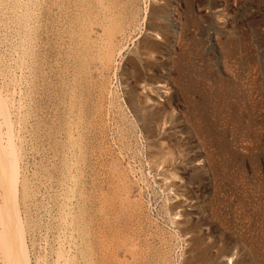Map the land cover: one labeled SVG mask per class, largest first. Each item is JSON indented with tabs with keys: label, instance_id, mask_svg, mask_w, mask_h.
Here are the masks:
<instances>
[{
	"label": "rangeland",
	"instance_id": "obj_1",
	"mask_svg": "<svg viewBox=\"0 0 264 264\" xmlns=\"http://www.w3.org/2000/svg\"><path fill=\"white\" fill-rule=\"evenodd\" d=\"M0 5L29 264H264V0Z\"/></svg>",
	"mask_w": 264,
	"mask_h": 264
},
{
	"label": "bare ground",
	"instance_id": "obj_2",
	"mask_svg": "<svg viewBox=\"0 0 264 264\" xmlns=\"http://www.w3.org/2000/svg\"><path fill=\"white\" fill-rule=\"evenodd\" d=\"M2 2V1H1ZM39 3V2H38ZM98 4V3H97ZM102 4V3H101ZM166 5V4H165ZM1 6V5H0ZM59 7V6H58ZM159 7V6H158ZM63 8V7H62ZM110 8V7H109ZM166 8V7H165ZM164 8V9H165ZM1 10V9H0ZM15 10V9H14ZM71 10V9H70ZM152 11V10H150ZM149 11V12H150ZM79 12V11H78ZM130 12V11H129ZM104 13V12H103ZM134 13V12H133ZM152 13V12H151ZM79 14V13H78ZM144 15V14H143ZM2 16V15H1ZM82 17V16H81ZM100 17V16H99ZM72 18V17H71ZM96 18V17H95ZM144 18V17H143ZM10 19V18H9ZM156 19V18H155ZM195 19V18H193ZM73 20V19H72ZM79 20V19H78ZM129 20V19H128ZM75 21V20H74ZM78 22V21H77ZM158 22V21H157ZM17 23V22H16ZM87 23V22H86ZM90 23V22H89ZM100 23V22H99ZM66 24V23H65ZM41 25V24H40ZM5 27V26H4ZM7 29V28H6ZM5 29V30H6ZM146 30V29H145ZM26 31V30H25ZM4 32V31H3ZM71 32V31H70ZM75 32V31H74ZM77 32V31H76ZM165 32V31H164ZM83 33V32H82ZM106 33V32H105ZM104 35V34H103ZM11 36V35H10ZM100 36V35H99ZM132 36V35H131ZM81 37V36H80ZM122 37V36H121ZM11 38V37H10ZM138 38V37H137ZM140 38V37H139ZM145 38V37H144ZM125 41V40H124ZM151 41V40H150ZM7 42V41H6ZM75 42V41H74ZM83 42V40H82ZM144 42V41H143ZM34 43V42H33ZM109 43V42H108ZM145 43V42H144ZM28 44V43H27ZM101 44V43H100ZM68 45V44H67ZM88 45V43H87ZM152 45V44H151ZM106 46V45H105ZM111 45L103 50L106 60L110 58ZM165 48V47H164ZM13 49V48H12ZM88 49V48H87ZM93 49V48H92ZM5 50V49H4ZM17 50V49H16ZM143 50V48H142ZM152 50V49H151ZM26 51V50H25ZM15 52V51H14ZM97 52V51H96ZM118 52V51H116ZM136 52V51H135ZM147 52V51H146ZM112 53V52H111ZM84 54V53H83ZM150 54V53H149ZM104 55V53H103ZM13 56V55H12ZM26 58V57H25ZM85 59V58H84ZM110 60V59H109ZM24 61V60H23ZM149 63V62H148ZM96 64V63H95ZM87 65V64H86ZM133 66V65H132ZM144 66V65H143ZM134 68V67H133ZM6 69V68H5ZM20 69V68H19ZM9 71V70H8ZM30 72V71H29ZM94 72V71H93ZM20 73V72H19ZM101 73V72H100ZM137 73V72H136ZM104 74V73H103ZM141 74V73H140ZM86 75V74H85ZM98 76V75H97ZM145 76V75H144ZM2 79V78H1ZM18 80V79H17ZM4 81V80H3ZM12 83V82H11ZM20 83V82H19ZM157 83V82H156ZM2 84V83H1ZM3 86V85H1ZM5 88V87H4ZM18 88V87H17ZM105 88V87H104ZM7 89V88H6ZM14 90V89H13ZM12 90V91H13ZM128 92V91H127ZM135 92V91H134ZM136 93V92H135ZM18 95V94H17ZM5 96V95H4ZM0 94V260L2 264H29L24 236V221L20 216L18 190L23 179L18 157L12 141V121L9 104ZM10 96V95H9ZM25 96V95H24ZM136 96V95H135ZM12 97V96H11ZM137 99V98H136ZM173 103V102H172ZM73 105V104H72ZM101 105V104H100ZM172 106V105H171ZM13 107V106H11ZM18 108V107H17ZM140 110V109H139ZM156 111V110H155ZM141 112V111H140ZM158 112V111H157ZM15 115V114H14ZM15 117V116H14ZM81 117V116H80ZM170 118V117H169ZM99 119V118H98ZM155 119V118H154ZM191 121V120H190ZM135 122V121H134ZM156 122V121H155ZM108 123V122H107ZM122 124V123H121ZM108 126V125H107ZM4 129V131L1 130ZM190 127V126H189ZM201 128V127H200ZM21 130V129H20ZM136 133V132H135ZM145 133V132H144ZM147 135V134H146ZM14 137V136H13ZM16 137V136H15ZM101 138V137H100ZM179 141V140H178ZM16 142V141H15ZM58 142V141H57ZM113 143V142H112ZM110 144V143H109ZM177 146V145H176ZM121 152V151H120ZM19 153V152H18ZM186 155V154H185ZM62 156V155H61ZM206 156V155H205ZM184 160V159H183ZM20 162V161H19ZM145 163V162H144ZM24 171V170H23ZM71 174V173H70ZM42 182V181H41ZM26 184V183H24ZM36 185V184H35ZM34 186V185H33ZM31 188V187H30ZM23 189V188H22ZM22 192V190H21ZM24 192V191H23ZM49 193V192H48ZM58 193V192H57ZM32 198V197H31ZM36 203V202H35ZM69 204V203H68ZM66 205V204H65ZM30 207V206H29ZM71 212V211H70ZM59 216V215H58ZM64 216V215H63ZM76 216V215H75ZM62 219V218H61ZM27 222V221H26ZM42 222V221H41ZM31 223V222H30ZM65 228V227H64ZM65 234V233H64ZM64 239V238H63ZM37 240V239H36ZM64 241V240H63ZM61 242V241H60ZM39 245V244H38ZM68 245V244H67ZM88 245V244H86ZM82 249V248H81ZM57 251V249H56ZM67 253V252H66ZM69 256V255H68ZM66 257V256H65ZM62 251L56 254V264H67ZM85 257V256H84ZM37 258V257H36ZM74 259V258H73ZM72 259V260H73ZM94 259V258H93ZM229 260V259H228ZM0 262V263H1ZM234 264V263H233Z\"/></svg>",
	"mask_w": 264,
	"mask_h": 264
}]
</instances>
